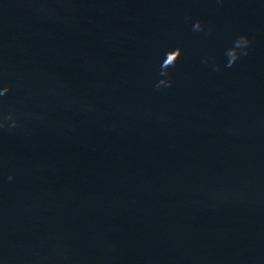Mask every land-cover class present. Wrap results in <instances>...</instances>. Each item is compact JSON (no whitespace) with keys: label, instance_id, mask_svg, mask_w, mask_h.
Segmentation results:
<instances>
[{"label":"water","instance_id":"water-1","mask_svg":"<svg viewBox=\"0 0 264 264\" xmlns=\"http://www.w3.org/2000/svg\"><path fill=\"white\" fill-rule=\"evenodd\" d=\"M3 86L0 264H264V0H0Z\"/></svg>","mask_w":264,"mask_h":264},{"label":"clouds","instance_id":"clouds-1","mask_svg":"<svg viewBox=\"0 0 264 264\" xmlns=\"http://www.w3.org/2000/svg\"><path fill=\"white\" fill-rule=\"evenodd\" d=\"M202 29V23L200 21H197L194 26L193 30H201ZM250 41L246 36H241L237 38V40L234 42V46L227 49L225 52V56L228 58L227 59V64L225 67H231L232 65L235 64V62L239 59L241 53L238 51L241 48H246ZM182 52V49L176 48L174 50H169L165 54V58L161 62L160 65V76L161 77H168V69L171 67L175 66V63L177 59L180 57ZM174 53V54H173ZM244 55H247V52L243 53ZM171 80L170 79H161L157 82L156 88L159 90V88L164 85V86H171ZM10 87L8 86H3L0 87V97H3L7 95L10 91ZM11 122L10 127L15 128L18 124L17 118L14 116L13 113H0V127H4L7 122ZM13 179V177L9 176V180Z\"/></svg>","mask_w":264,"mask_h":264}]
</instances>
